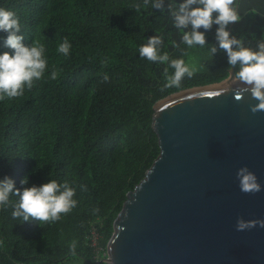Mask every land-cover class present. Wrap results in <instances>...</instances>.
Instances as JSON below:
<instances>
[{
	"label": "trees",
	"instance_id": "16d2710c",
	"mask_svg": "<svg viewBox=\"0 0 264 264\" xmlns=\"http://www.w3.org/2000/svg\"><path fill=\"white\" fill-rule=\"evenodd\" d=\"M237 2L241 19L227 30L231 26L232 36L255 48L264 39V0ZM0 8L16 14L17 34L26 46L33 40L44 44L48 61L30 90L0 100V180L8 177L21 190L51 179L67 181L78 202L59 221L40 224L13 219L19 198L10 196L0 208V264H108L114 220L127 193L160 154L152 129L155 104L230 74L227 54L216 40L218 25L205 33L203 48H188L181 42L184 30L174 26L167 10L154 9L151 0H0ZM7 35L0 31V54L12 51ZM155 35L163 39L162 54L197 68L179 87L163 88L169 62L140 58V46ZM64 38L71 44L67 56L57 51ZM213 45L217 52L210 55ZM53 67L61 69L55 80ZM25 178L28 183L22 185Z\"/></svg>",
	"mask_w": 264,
	"mask_h": 264
},
{
	"label": "water",
	"instance_id": "95a60500",
	"mask_svg": "<svg viewBox=\"0 0 264 264\" xmlns=\"http://www.w3.org/2000/svg\"><path fill=\"white\" fill-rule=\"evenodd\" d=\"M229 71L155 104L160 154L114 220L108 264H264V227L236 229L238 219L264 220V111H250V93L235 99L241 85ZM243 166L260 192L240 190Z\"/></svg>",
	"mask_w": 264,
	"mask_h": 264
},
{
	"label": "clouds",
	"instance_id": "9594fccd",
	"mask_svg": "<svg viewBox=\"0 0 264 264\" xmlns=\"http://www.w3.org/2000/svg\"><path fill=\"white\" fill-rule=\"evenodd\" d=\"M148 2L149 0H145V3ZM151 6L160 12L167 10L170 13L174 26L184 30L181 42L188 48L195 46L203 48L206 45L205 33L211 30L214 24L218 25L216 40L219 49L226 52L228 64L238 68L235 72V79L241 87L238 89L235 99L239 101L244 94L250 93L251 98L258 101V103L249 106L250 111L252 113L264 111V39L258 41L256 47L253 48L245 46L243 39H237L227 30L230 23L238 22L241 19L237 0H183L175 5L169 0L167 9L165 0H151ZM134 7L137 12L140 11V5ZM201 28L204 31H200ZM0 31L8 33L5 44L12 50L0 54V100L17 98L24 94L26 88L30 90L34 81H38L44 76L48 67L45 46L38 40H33L28 46L22 42L24 37L17 34L21 31L19 19L11 10L0 8ZM162 44L161 36L155 35L148 38L147 42L139 48L140 58L153 63L169 62L168 67L164 68L166 83L163 88L179 87L184 77L191 78L197 68L190 62L186 63L184 59H170L167 52L162 54L160 47ZM70 49V42L64 38L57 51L67 56ZM216 52L217 47L210 46V55ZM169 67L174 69L171 75ZM60 71L61 69L53 67L51 79H57ZM104 80H108L107 75L104 76ZM218 94L212 93L211 95ZM204 95L209 94L205 93ZM236 176L242 192L257 193L262 190L256 175L247 166L240 167ZM27 183V178L21 181L22 185ZM75 195L76 189L71 187L67 181L61 183L56 179H51L40 186L32 185L21 190L15 188L14 181L8 177L0 180V208L7 206L10 196L18 197V201L14 204L12 217L13 219H22V221L35 219L40 224L55 223L77 206ZM134 202L135 199L130 201V203ZM256 224L264 227V220L246 222L243 219H238L236 229L244 231L255 227ZM75 248L76 242L73 241L70 245L72 255H75Z\"/></svg>",
	"mask_w": 264,
	"mask_h": 264
}]
</instances>
